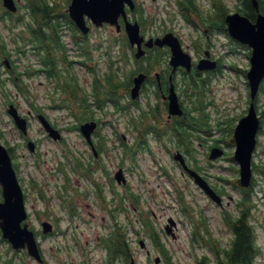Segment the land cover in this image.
<instances>
[{
	"label": "rangeland",
	"instance_id": "obj_1",
	"mask_svg": "<svg viewBox=\"0 0 264 264\" xmlns=\"http://www.w3.org/2000/svg\"><path fill=\"white\" fill-rule=\"evenodd\" d=\"M143 4L145 15L153 16L154 22L148 19L145 31L153 34H158L163 29L173 30L180 36L184 44V48L189 52L194 59L204 56L203 52H198L193 46L202 45L205 50L211 52L212 56L221 60L222 71L215 74L207 87L208 99L213 103L209 105L208 112L213 116V119L227 120L228 126L222 129L230 132L232 127H235V122L240 116L246 113L249 106V84L246 77V72L243 69L250 68V54L251 48L244 46L238 41L228 37L224 31L225 20L221 12L217 13L216 6L211 15V26L215 27L214 31L211 27H202L198 30L192 23L186 22L178 11L177 0H138ZM203 11L207 14L212 12L210 0H197ZM229 12L237 10L239 0H224ZM20 4H24V0H19ZM241 11V10H240ZM21 13H24L22 9ZM243 13V11H242ZM174 15L173 18L169 17ZM139 13L133 14V18H138ZM207 29V30H205ZM2 34H6L0 24ZM91 39L95 46H108V40L112 36H118L120 33L116 31L115 27L110 25L102 28H95L92 32ZM197 38V39H196ZM69 54H73L71 51ZM201 54V55H199ZM19 63V70H22L26 64L34 63L35 57L28 56L22 59L17 57V54L11 53ZM166 55V54H165ZM132 63L134 64L133 54ZM97 62L102 71L105 70V61L103 52L96 53ZM167 57V55H166ZM169 58V56H168ZM233 65L235 67H233ZM4 76L9 74L6 72L4 64L1 65ZM75 71L83 73L80 68ZM43 81L42 77H37L33 82L31 90L33 94H38V104H49V100L45 97V87L40 85ZM29 82V81H27ZM184 82L180 84L182 89ZM9 96H6L0 90V140L5 145L15 147V155L13 158L18 163L17 173L20 177L21 184L26 193V202L30 217L28 222L30 227L35 230L41 229V221L51 217L55 224L56 233L48 237L39 235V244L42 247L44 255L49 264H64L65 262H74L76 264H106L108 254L104 240L110 236L116 227L115 219L120 222L134 225V232H130V237L133 241V250L135 260L138 264H152L157 255L163 257L162 249L149 238L147 232L142 229L141 223L149 219L152 222V227L161 236L162 244L165 250L172 256V261L175 264H196L197 257L204 254L210 256L212 252L210 248L198 240H193L192 237V221L187 215L180 203L179 197L181 193H185V200L190 206L195 219H198L202 213L207 218V222L211 227L214 236L222 242L223 245L229 242L232 238L231 232L228 230L223 221L221 209L210 200L204 192L187 177L183 176L174 164L172 158L163 149L158 150L154 148L155 157L159 162L172 172L175 173L176 178L172 179L171 175H164L158 173V164L154 160L151 153L140 152L136 155L135 161L138 163V169H134V173L130 175L129 187H116V193L123 192L124 208L123 211H115V216L109 215L107 219L103 220L104 211L100 208H93L95 198L87 196L81 198L78 194L71 196L72 208L77 210V215L71 216V210L68 205H63V194L60 191L63 186L65 177H69V189H76L77 181L80 177L72 172V163L69 161L67 155L71 151L89 156L87 144L83 136L78 130L73 129L75 124L74 118L66 115L65 111L49 110V117L59 127H63L65 141L57 142L49 138L41 123L37 118H33L30 123L29 136L37 142V153H32L28 147L24 135L16 127L13 119L7 112V101L14 99L15 103L20 102V110L23 114L28 111L27 101L15 93V89L9 86ZM262 92L259 95L260 106L264 109V82L262 84ZM105 119V118H104ZM120 127V132H122ZM125 130V128H124ZM106 134H110L108 129H105ZM216 135L226 138L228 133L225 131H215ZM115 140H117L115 138ZM111 143H115L111 140ZM198 150L195 156L201 158L205 156L206 147L197 144ZM223 147L226 152L232 153L230 158H219L214 161L204 160L203 164L207 166L208 177L216 183L220 188L226 190L230 196L233 197V202L229 205V210L235 208V202L240 198L242 192L235 186L233 180L239 177L237 161L233 160L235 144L228 145L223 142ZM121 149L114 148L108 151L106 156L110 162V156L114 157L113 162L117 163L121 159ZM125 156V155H124ZM125 164L132 166L134 160L124 158ZM214 162V163H213ZM264 163V118L262 124V131L258 134V145L253 156V166ZM56 168V170H54ZM64 169L68 172L67 175ZM219 177H224L220 179ZM255 187L253 188V197L256 202L254 214L258 230L259 243L262 244V253L257 258V264H264V174L260 171H254ZM34 179L43 189L45 198L41 196L39 189H34L30 186V180ZM85 185V183H82ZM72 186V187H71ZM83 188H85L83 186ZM179 191V192H178ZM115 192V191H114ZM131 194L138 197L135 201L131 198ZM108 196L111 197L108 192ZM1 199V190H0ZM83 199V200H82ZM82 200L81 202H79ZM80 207V208H79ZM65 208V209H64ZM78 208V209H77ZM172 216L177 221V229L171 227L172 232H176L175 238L167 234L165 225L168 224L169 217ZM111 218V219H110ZM202 218V217H201ZM145 238L148 247L142 249L139 245V239ZM152 251L148 255L146 250ZM14 258L20 264H39L36 260L30 257L27 253L19 250H14L9 242L2 238L0 232V258ZM0 264L2 261L0 260ZM120 264V262L115 263ZM161 264H167L165 260Z\"/></svg>",
	"mask_w": 264,
	"mask_h": 264
},
{
	"label": "flooded vegetation",
	"instance_id": "obj_2",
	"mask_svg": "<svg viewBox=\"0 0 264 264\" xmlns=\"http://www.w3.org/2000/svg\"><path fill=\"white\" fill-rule=\"evenodd\" d=\"M135 1L137 4V9L135 12L140 13V10L144 6L138 0ZM69 3L70 0H68V3L66 4V10ZM218 3H220V1ZM16 14L17 13L13 14L4 8L2 11L0 10V24L7 34H2L0 30V53L11 52L15 54L16 52L21 53L23 52L22 50H25L26 52H28V56H34L36 63H33V66L31 64L28 65L29 73L27 74L26 80L29 81L28 85L34 88V80L37 77H42L43 81H40V85H43L45 87V98L49 100V104H38V102L34 101H31L30 104H28V111L24 115L29 117V124L31 123V120L37 117L40 113L48 116V111L59 110L57 107H62V110L71 111L69 107H66L64 105H54L50 102L53 100V95H56V97L60 96L55 88L56 82H50V79L54 78H52L53 76L49 77V68L44 67L45 64L43 62L38 65L39 59L36 53L37 47L34 46V41L32 39H28V41H20L17 37L14 36L16 30L15 26H18L19 24L16 25V21H12L11 17H15ZM169 17L173 18L174 15H170ZM121 21L124 25L123 16L121 17ZM87 23L90 27H92L91 31L87 34L82 33L80 29L75 26L78 33L76 37L77 39H75V37H73L72 35V24H62L63 30H65L63 39H66L63 40V43L67 45L64 47L68 50L69 53L72 51L73 54L68 55L71 67L64 64H61L57 67V71L60 73L67 72L74 75L78 83L79 99L82 98V94L86 96L84 103L80 102L81 100L77 101L76 110L78 111L77 113H82L83 111L87 110L89 112L90 118L83 120L78 119L79 123L81 121L83 123L91 120H95L98 123V127L93 133V142L96 152L94 151V148L92 146H89L86 142L89 156H86V153H83V155L78 154L83 159L88 169L87 174L79 172L76 173L80 177L79 179H76V186L79 188V191L87 192L88 196L95 198V204L93 205V208H100L104 211V215L102 218L105 221L107 219V216L111 215V208H121V210H123L124 208V191L116 193V187L119 186L124 189V185H120L117 183V173L119 171H122L123 174L125 173L127 179L125 187H129L131 173H134V169L139 171L138 163L135 161V156L133 158L134 162L132 166L125 164L124 158L125 156L127 158L130 155L129 152L132 147H144L142 150L143 152L151 153V155L154 156V160L158 164L157 168L159 169L157 172L159 174L164 173V175L167 176L171 175L172 179L176 178L175 173L172 172L170 168L168 169L167 167H164L159 162L157 157H155L154 148L156 147L158 150L163 149L165 152H167L166 150H168L167 154L172 158L174 164L176 165L178 170H180L181 174L194 183L187 170H184L185 168L182 166V164L174 158L175 152L179 151L183 153L188 166L196 170L207 181H209V183L217 193L222 194L223 192L221 191H223V189L221 190V188L208 177L207 166L204 165L203 162L205 159L209 161V149L217 146L223 147V142H227L229 146L232 144L227 136L226 138H223L222 136L215 134V131L222 130V124L228 126V122L227 120H219V118H216V120H214L213 116L208 112L209 105L213 103L210 99H208L209 93L207 94L206 92L203 94L202 104L197 107V97L193 96V94L190 93L186 94L180 90V84L182 83V81L184 82L182 89H185V82L191 78V73H193V71L195 72L196 70H199L197 68L198 65L196 61L202 56L194 60L192 69L190 71L182 66L174 69L169 60L171 55L170 48L167 46H154L152 49H149L147 51V54L143 58L136 59L133 62L134 64H131V66H133V75L130 80L126 78L128 83L129 81L131 82L128 92H120L119 94H117V97L115 99L107 98L103 102H100L96 100L95 92V80L98 68L96 53L97 51H102L106 52L107 56H116V58H121V60L117 61H102L101 63L105 65V70L102 71L101 68L100 73L101 75H105L106 73L109 74L111 72V69H114L115 67V70L117 71L119 77L121 79H124V46H95L91 39L94 25L91 23L89 18H87ZM193 25L198 30L202 29L203 27L202 23L200 22H195ZM214 28L215 27H212L213 31ZM167 31L169 30L163 29L158 32L156 36H162ZM19 43H24V46ZM193 47L197 49L198 52H202L200 46ZM158 48L164 50V52L167 53L166 59H162L156 62L154 65V69L151 71L141 70V66L150 65L149 61L144 60V58L149 55V51L157 50ZM135 50L136 49L132 47V51L134 54ZM210 55L212 59L217 61L216 69L210 71L199 70L203 78L208 79V85L210 84L211 78L215 74L222 71L223 65L221 64V61L219 59L212 56V54ZM12 61L13 58L6 55H3V57L1 58L2 63L6 64L7 62H9L7 64V71L9 72V74L13 75L16 74V71L14 69L15 66ZM76 68H80L83 76L80 74V72L75 71ZM128 68L132 67H129L128 65ZM54 70H52V72H54ZM184 71H186V73H184ZM140 72L146 73L147 77L141 85L139 96L133 98L131 96V92L132 88L134 87V78ZM15 77L17 78V80H19L18 76ZM173 89L176 91L179 102L184 111L182 115H170V94L172 93ZM257 105L259 106L258 114L260 116L261 124L259 132H261L264 118V109L260 106L259 99ZM17 106L20 108V102L17 103ZM192 116L196 118L201 117L202 122L199 128H197L195 131H192L188 135L190 140H187V143L192 146L195 154L198 150L197 144L206 147L205 156L201 158L195 156L194 154L191 155L190 152H187L184 148H182V146L187 145L185 143L179 142L178 139H176V137L173 135L177 120L184 117V119H193ZM158 125L162 128V132L164 131L162 135L160 133L157 134V132L155 133V131H153V128L158 127ZM120 127H122V132H120ZM148 128L149 130H147ZM105 129H108L110 134H106ZM144 129H146L147 132H145L144 136H141V132H143ZM115 138L117 140H115ZM29 139L30 138H27V141ZM111 140H113V142L115 143L114 145L111 143ZM116 145L117 148L121 149V159L117 163H114V157L110 156L111 161L109 162V157H106L109 155L108 151L114 150V148H116ZM140 150H138L137 154L142 152ZM230 157L231 154L227 151L224 158ZM54 170H56V168H54ZM33 181L34 180L32 179L31 182ZM82 183H85V185H83ZM83 186L85 188H83ZM108 192L110 193L111 197L108 196ZM81 197H84V195H82ZM82 200H80L79 202H81ZM176 229L177 227H175V230ZM146 252L148 255H151L152 251L147 249Z\"/></svg>",
	"mask_w": 264,
	"mask_h": 264
},
{
	"label": "trees",
	"instance_id": "obj_3",
	"mask_svg": "<svg viewBox=\"0 0 264 264\" xmlns=\"http://www.w3.org/2000/svg\"><path fill=\"white\" fill-rule=\"evenodd\" d=\"M239 8L243 13L248 16L251 20H255L257 17L256 10L251 2V0H239ZM260 9L264 13V0H259ZM180 10L184 17L191 21L193 16L201 19L204 24L207 23L208 27H211V18L203 17L201 15V11L197 6L196 0H179ZM0 6V10H1ZM25 9L26 13L29 15L28 20L26 21V17H11L12 21H16L19 24L22 23V29L18 33V37L28 41V39H32L34 41V46L37 47V55L40 63H44V67L49 68V77L53 76L50 79V82H56L55 88L59 93V97L56 95L52 96L53 103H57L61 106L69 107L71 113L75 115L76 119H87L90 118L89 112L83 111L82 113H77L76 103L78 100L84 103L86 96L82 94V98L79 99L78 93V83L73 74L67 72H58L57 67L61 64L68 65L71 67V63L68 58V51L64 47L66 46L63 43V28L62 24H72V35L77 39V31L74 26V23L69 18L67 12L64 10L63 5L57 0H25ZM217 13L221 12L224 20L226 19V15L229 12L227 6L223 3H218L216 5ZM2 11V10H1ZM140 22L143 24V16H141ZM226 22L224 25V31L227 32ZM71 26V25H70ZM112 41L118 40V38H111ZM131 46L129 45L127 38L124 36V79H121L115 69H111V72L105 75H100V69H97L96 80H95V92H96V100L103 102L107 98L115 99L117 94L126 93L129 90L130 78L133 75L131 66L132 57L130 54ZM3 54V52H2ZM149 55L144 58L150 62L148 66H141V70L151 71L154 69V65L156 62L166 59L167 53L164 50H150ZM166 54V55H165ZM111 60V59H110ZM128 63V64H127ZM132 67V68H128ZM55 69V70H54ZM54 70V72H52ZM198 72V73H197ZM246 72V71H245ZM186 73V71H184ZM14 85L18 88L19 93L25 96L26 89L20 85L19 81L15 78H12ZM207 78H203L199 70L191 73V78L185 82L186 88L184 89V93L193 94V96L197 97V107L202 104L203 94L207 89ZM8 81L5 78H1L0 76V89H6V84ZM118 100V99H117ZM257 107V100H256ZM193 119H179L177 120L176 128L174 129L173 135L178 139L179 142L185 143L187 146H182L187 152H190L191 155L194 154L192 146H190L187 142L189 139V134L192 131H195L200 127L202 118H196L192 116ZM79 128V126H76ZM231 128L230 132L227 134V137L235 144V139L233 136V129ZM149 130V128L147 129ZM146 129L141 132V136L145 135L147 132ZM224 130V129H223ZM155 133L157 132L162 135V128L158 125V127L153 128ZM227 133L226 130H224ZM143 133V135H142ZM1 134V131H0ZM231 144V145H232ZM14 148H9V151L12 154ZM136 148L132 147L130 149L129 154L131 155L135 151ZM69 161L72 163V172L73 173H88L87 166L83 159L78 156L74 151H71L70 154L67 155ZM234 159V158H233ZM17 168V164H15ZM256 170L262 171L264 173V166H255ZM254 167V169H255ZM239 171L238 168H236ZM66 174L67 171L65 170ZM70 177H66V182H70ZM233 183L239 190L242 192L240 199L237 201L235 208L232 213H227L225 215V222L227 224L228 229L232 232V238L228 242V244L223 245L211 231L208 222L205 219H195L190 208V206L185 201L183 195H180V203L184 212H186L192 219V224L194 225V239L203 242L210 248L212 252L209 254L210 256L204 254L201 257H197L196 264H257V257L261 253V246L257 242L258 235L255 229V225L252 223L253 214V193L252 187L255 183L253 181L252 186L249 188H243L240 184L239 177L233 180ZM69 185L65 184L62 188L61 192L63 193V205L66 207L67 205L70 207L71 214H74L75 208L71 206V196L79 195L80 191L78 188L69 189ZM72 187V186H71ZM132 198V197H131ZM134 200L137 201L138 198L134 197ZM68 209V208H67ZM142 229L147 232V235L158 245L160 249H162L164 259L167 264H175L172 261V256L165 250L164 245L160 241V235L154 230L152 227V222L147 219L141 223ZM135 226L129 223L124 222V226L117 223V226L114 228V231L106 238L105 247L108 251L109 263L115 264L119 261V259L124 260V264L129 263L133 250V243L130 237V232H134ZM1 232V230H0ZM23 252V251H22ZM25 252V251H24ZM23 252V253H24ZM26 253V252H25ZM2 264H20L16 262L14 258H0ZM43 264H49L48 261H45ZM75 264V263H71Z\"/></svg>",
	"mask_w": 264,
	"mask_h": 264
},
{
	"label": "water",
	"instance_id": "obj_4",
	"mask_svg": "<svg viewBox=\"0 0 264 264\" xmlns=\"http://www.w3.org/2000/svg\"><path fill=\"white\" fill-rule=\"evenodd\" d=\"M4 5L12 10H17L15 0H3ZM129 4L133 9L135 3L133 0H72L69 6L71 18L76 22L77 26L85 33L89 31V26L86 24L85 15L97 25L110 23L117 25L120 29L119 17L124 15L125 29L131 44H137V58L145 55L146 50L143 48L144 36L141 35L140 24L138 21L132 22L129 20L125 6ZM252 4L257 11L255 21L248 16L235 12L227 15L226 21L228 23V31L231 37L248 45L252 49L251 67L247 72V78L250 86L251 103L247 115L242 117L235 127L234 139L236 148L234 157L240 167V184L247 188L251 185L253 171H252V156L257 143V133L260 126V119L255 107V98L259 92L262 81L264 80V13L260 11L259 1L252 0ZM154 44L159 46L168 45L171 49L172 55L170 62L174 69L179 66L185 67L187 70L192 69V57L185 52L181 43L173 33L166 34L163 38H150L145 45L153 47ZM216 62L209 57L200 59L198 68L214 69ZM147 74L140 73L134 78V87L132 88V97L136 98L140 93V87L144 82ZM170 115H181L183 109L180 106L176 91L173 89L170 94ZM10 115L15 120L17 126L27 133V119L21 116L15 107L10 105L8 109ZM42 125L45 127L49 136L58 140L62 138L59 130L55 129L44 115L39 116ZM97 123L95 121H88L81 124V131L87 141L93 144L92 133L96 129ZM29 147L32 151L35 149V144L29 142ZM96 151L95 147H93ZM224 154V150L219 147L212 148L210 158L215 159ZM175 159L179 160L189 174L194 178L197 184L206 191V193L218 204H222V197L219 196L208 182L195 170L189 168L186 164L182 153L177 152ZM119 183H125L126 179L123 177L122 171L116 175ZM0 185L2 187L3 200L0 201V228L2 237L7 239L14 249H26L28 254L34 257L39 262L43 261L41 251L34 230L29 227L26 222L28 218V210L26 206L23 188L19 182L18 175L13 166L12 158L5 145L0 142ZM175 225L173 218L169 219L167 225L168 233L172 235L171 227ZM43 232L49 233L53 230V225L49 221L42 223ZM144 247L146 245L144 240L140 241ZM161 257L158 256L155 260L160 263ZM130 264H136L134 257H132Z\"/></svg>",
	"mask_w": 264,
	"mask_h": 264
}]
</instances>
